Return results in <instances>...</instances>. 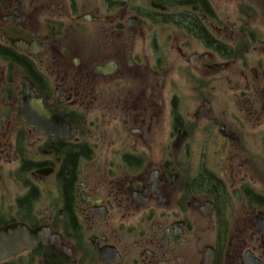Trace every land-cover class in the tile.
Listing matches in <instances>:
<instances>
[{
	"label": "flooded vegetation",
	"instance_id": "1",
	"mask_svg": "<svg viewBox=\"0 0 264 264\" xmlns=\"http://www.w3.org/2000/svg\"><path fill=\"white\" fill-rule=\"evenodd\" d=\"M225 2L0 0V264H264V1Z\"/></svg>",
	"mask_w": 264,
	"mask_h": 264
},
{
	"label": "rangeland",
	"instance_id": "2",
	"mask_svg": "<svg viewBox=\"0 0 264 264\" xmlns=\"http://www.w3.org/2000/svg\"><path fill=\"white\" fill-rule=\"evenodd\" d=\"M212 1L215 5L219 6L220 9H222L226 5L225 0H212ZM263 1L264 0H256V6L259 4H262ZM222 10H224V9H222Z\"/></svg>",
	"mask_w": 264,
	"mask_h": 264
},
{
	"label": "water",
	"instance_id": "3",
	"mask_svg": "<svg viewBox=\"0 0 264 264\" xmlns=\"http://www.w3.org/2000/svg\"><path fill=\"white\" fill-rule=\"evenodd\" d=\"M22 248H23V247H22ZM22 248H21V249H22Z\"/></svg>",
	"mask_w": 264,
	"mask_h": 264
}]
</instances>
